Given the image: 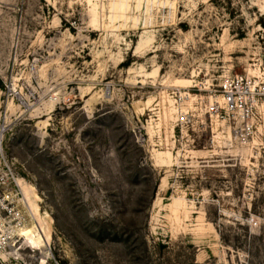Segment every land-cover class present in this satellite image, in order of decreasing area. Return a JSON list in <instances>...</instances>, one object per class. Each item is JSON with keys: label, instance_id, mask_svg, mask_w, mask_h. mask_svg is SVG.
I'll return each mask as SVG.
<instances>
[{"label": "rangeland", "instance_id": "obj_1", "mask_svg": "<svg viewBox=\"0 0 264 264\" xmlns=\"http://www.w3.org/2000/svg\"><path fill=\"white\" fill-rule=\"evenodd\" d=\"M234 73L264 75V0H0V264H264V96L247 138L208 112Z\"/></svg>", "mask_w": 264, "mask_h": 264}, {"label": "built area", "instance_id": "obj_2", "mask_svg": "<svg viewBox=\"0 0 264 264\" xmlns=\"http://www.w3.org/2000/svg\"><path fill=\"white\" fill-rule=\"evenodd\" d=\"M263 96L264 75L259 78L254 77L253 74L234 73L221 81L220 94L216 96L214 102L209 103L208 112H217L221 106L232 111H238L242 118L239 132L244 138H247L251 136L253 131V124L250 121L253 108ZM11 172L10 167H0V249L10 247L9 243L13 246L14 243L18 242L19 236L15 229L26 222L22 203L16 204L20 197L16 186L10 183ZM20 247L22 248L20 243L15 245L11 257L18 254ZM24 247L30 248V246ZM1 260L2 258H0Z\"/></svg>", "mask_w": 264, "mask_h": 264}, {"label": "bare ground", "instance_id": "obj_3", "mask_svg": "<svg viewBox=\"0 0 264 264\" xmlns=\"http://www.w3.org/2000/svg\"><path fill=\"white\" fill-rule=\"evenodd\" d=\"M23 229V226L21 225V226H19V227H17L16 229H15V232H16V234H18V236H20V234L22 235V230ZM14 244H16V243H14ZM9 245H10V247H6L5 249H0V253H1V255H2V253L7 249V248H11L12 246H11V243H9Z\"/></svg>", "mask_w": 264, "mask_h": 264}]
</instances>
